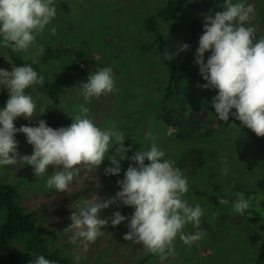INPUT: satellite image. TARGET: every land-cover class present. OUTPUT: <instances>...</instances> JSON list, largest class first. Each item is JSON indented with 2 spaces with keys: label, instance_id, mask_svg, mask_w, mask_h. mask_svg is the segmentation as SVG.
<instances>
[{
  "label": "rangeland",
  "instance_id": "obj_1",
  "mask_svg": "<svg viewBox=\"0 0 264 264\" xmlns=\"http://www.w3.org/2000/svg\"><path fill=\"white\" fill-rule=\"evenodd\" d=\"M57 1L56 16L45 26V39L51 23H64L65 13L58 12L60 6ZM68 1L74 32L67 26L68 32L62 38L40 40L38 36L35 41L37 46L44 43L56 49L65 40L69 51L58 55L59 69L49 70L50 61L39 60L35 48L13 51L0 47V67L10 70L11 64L17 65L9 53L11 49L14 55L29 57L47 75H59L65 81L55 96L32 88L31 96L36 105L33 116L27 119L17 117L14 125L17 128L20 125L35 126L39 119H44L53 128L70 125L71 116L84 102L79 82L86 81L90 71L111 66L115 89L107 95L90 98L86 104L89 117L101 128L115 123L125 135L124 144L131 146L127 155L140 147L149 148L155 138L158 147L165 152L164 158L174 161V167L179 168V164L182 167L179 169L187 177L188 191L182 198L193 206L200 204L203 235L191 245L185 244L177 235L170 247L150 252L142 243L124 239V233L129 230L127 219L116 226L109 222L91 242L78 237L75 229L67 228L71 223V213L78 205L82 206L84 199L115 197L119 188L117 180L123 178L129 163H134L127 158L120 162L121 172L115 175L104 172L110 165L107 159L110 153H105V159L97 168L83 163L75 165L73 180L66 190L46 186L47 176L53 171L51 165L38 177L30 165L0 167V180L15 184L21 205L26 211L33 210L35 220L52 231L45 234L44 246L58 249L68 257L70 264H138L139 257L147 253L151 257L143 264H226L218 259L228 261L227 264H264V189L244 193L256 180H264V135H256L237 119L218 126V118L210 103L216 90L199 86L206 81L199 74V65L194 63L198 37L203 31V14L209 9L219 11L220 0L188 1L185 12L178 14L170 23L159 22V29L168 42L167 49L174 53L185 87V93L176 97L179 103L172 100L162 106L159 104L167 78L166 70L157 54L155 37L146 33L142 25V15L161 0ZM246 3L253 5L249 23L256 31V37L264 36V0H246ZM194 20L199 21L196 28L192 23ZM125 33V38H118ZM184 43L189 47L180 50ZM209 51L205 52V58ZM148 77L152 79L146 81ZM140 80L149 86L150 96L145 99L147 93H144L140 100L132 99ZM7 96V90L0 87V106L4 105ZM171 105L182 117L173 115ZM184 126L191 132L185 135L182 131ZM14 135L18 153L30 154L32 146L26 142L25 135L21 132ZM186 147L194 148L187 149L183 163ZM197 151H201L203 156H199ZM183 164L186 166L184 169ZM224 167L228 168L226 174L222 171ZM238 192L251 198L250 208L242 215L236 214L231 207ZM224 196L228 204L219 205L218 197ZM115 210L130 217L133 208L115 199L107 208L100 209L98 215L104 218ZM1 218L0 213V221ZM183 231L187 234L195 229L189 223ZM11 247L24 264L35 258L36 254L23 249L20 240L12 241Z\"/></svg>",
  "mask_w": 264,
  "mask_h": 264
},
{
  "label": "clouds",
  "instance_id": "obj_2",
  "mask_svg": "<svg viewBox=\"0 0 264 264\" xmlns=\"http://www.w3.org/2000/svg\"><path fill=\"white\" fill-rule=\"evenodd\" d=\"M253 5L246 0H220V10L209 9L203 14V31L198 37L194 63L199 65V74L206 83L202 88L215 89L210 103L215 115L221 121H228L231 115L256 135H264V36L256 37L252 19ZM56 16L55 0H0V47L13 51H27L37 46L36 37ZM55 35L56 28L49 29ZM189 45H180V50ZM210 50V51H209ZM209 55L205 58V52ZM174 53L165 52L170 59ZM43 78L30 64L14 65L11 69L0 67V87L8 96L0 106V167L5 165H30L35 176L43 175L48 166L53 171L47 176L46 186L56 190H66L73 180L75 165L83 163L97 168L105 159L110 165L105 174L121 172L120 162L127 158L129 163L123 178L117 180L119 188L115 197L108 199H84L82 206L70 215L67 228L76 230V235L86 241H93L110 222L116 226L127 219L128 231L125 240L140 242L150 252L163 251L177 235L187 245L202 238L200 227L203 210L200 204H189L183 199L188 191L187 177L174 167L175 162L165 159V152L153 142L147 149L133 151L124 144V133L113 123L101 128L89 117L86 106L90 98L107 95L114 91L113 68L105 66L90 71L86 81L80 83L83 103L71 116L68 126L53 128L39 119L35 126L16 127L17 117L31 118L36 108L31 95L25 89L33 84H42ZM234 109V111H232ZM25 135L32 146L30 154L17 151L15 133ZM109 152V149H112ZM11 153V154H10ZM147 161V163L145 162ZM226 174L228 168H222ZM232 203L236 214H243L250 208V199L238 192ZM119 199L131 206L130 217L119 210L101 218L100 209ZM219 205L228 204L224 197H218ZM215 215V214H213ZM191 224L194 232L183 231ZM28 264H55L42 254H36Z\"/></svg>",
  "mask_w": 264,
  "mask_h": 264
},
{
  "label": "trees",
  "instance_id": "obj_3",
  "mask_svg": "<svg viewBox=\"0 0 264 264\" xmlns=\"http://www.w3.org/2000/svg\"><path fill=\"white\" fill-rule=\"evenodd\" d=\"M188 1L191 0H161L155 5L154 8L149 7V10L144 15H142L143 28L146 33L155 37V48L160 59H162L161 61L163 62L166 70L167 78L166 81H164L163 85L164 91L160 95L161 103L159 105L161 106L164 104H169V102H171L172 100L176 103H179V101H176L178 100L176 99V97H180L183 93H185V87L183 85V80L179 76L175 57L173 55L171 59L170 57H165V52L166 50H168V42L167 39L161 33V30L159 29V22L161 21L166 24L170 23L171 20H173L178 14L185 12ZM57 2V4L60 6V10L58 12L63 11L65 13V16L62 18L64 20V23L62 22L61 25H55L54 22L51 23L49 29L54 26L56 28L55 35L51 34L48 29V36L45 39L44 29V31L38 35L40 37V40H54L57 37L62 38L64 36L63 34L65 32H68L67 26L71 28L72 32H74L73 30H75L71 26L72 17L70 16V14L72 13L70 2L68 0H59ZM198 22V20H194L192 22L195 28L197 27ZM75 25H77V23ZM129 32L131 33L132 29H130ZM88 33L91 32L88 31ZM125 35L126 33L123 36L120 35L118 38H125ZM38 36L36 37L37 39ZM136 40H138V38ZM41 47L42 51H38V59L42 61H50L53 67L49 65V70L53 68L59 69V67H57V64L60 62L58 55H61L62 52L69 51L68 47L65 46V40L63 44L60 47H57L56 49H52L44 43ZM9 53L12 56L14 63H16L17 65L30 64L34 68V70L37 71L38 76L43 78L42 84H33L25 89V91L29 95H31V89L34 88L48 96H55L59 91V87L65 84V81L61 76L47 75V72L44 73L38 67V65H36L35 62L29 57H21L18 55H14L11 49H9ZM149 79L152 78L148 77L146 81ZM148 88L149 86L144 85L143 81L140 80L138 88L134 90V97H132L131 94L132 99L136 97L140 100V97L144 96V93H147L145 97L146 99L147 96H150ZM151 99L149 100L150 102H152ZM171 106L173 108V115H178V117H182L180 112L176 110L175 106ZM232 111H234V109ZM129 113L132 114V111H130ZM234 119L235 118L231 115L229 116L228 121H221L220 119H217L218 126L227 125L230 121ZM180 122L184 123L183 118H180ZM186 122L187 121H185V123ZM187 128L188 127L184 126L182 129L185 135L191 132L190 129L186 131ZM192 148L194 147H186V151L183 153L182 156L183 163L186 160L184 156L188 152L187 149ZM199 153L201 154V151H197V154L199 156H203ZM178 167L182 169L179 164ZM185 167V164H183V169ZM250 185V188L244 191L245 194L250 193L251 191L255 192L264 189V180L258 179L254 182V184ZM19 194V190L15 184L0 180V213L2 215L0 221V264H24L22 259L19 257L18 253L14 251L11 247V243L14 240H20L23 249L28 253L42 254L47 259L54 261L55 264H70L68 257L61 254L58 249L47 248L44 246L45 234L52 233V231L48 230L42 224L38 223L35 220L33 210H25V208L20 203ZM150 257V253H147L146 255H141V257H139L140 260L138 261V264H143ZM218 260L225 262L226 264L228 262L223 259Z\"/></svg>",
  "mask_w": 264,
  "mask_h": 264
}]
</instances>
